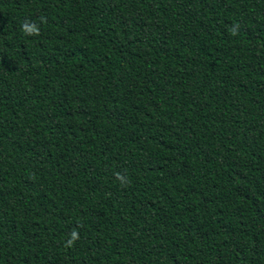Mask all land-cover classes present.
Here are the masks:
<instances>
[{
    "label": "trees",
    "instance_id": "16d2710c",
    "mask_svg": "<svg viewBox=\"0 0 264 264\" xmlns=\"http://www.w3.org/2000/svg\"><path fill=\"white\" fill-rule=\"evenodd\" d=\"M0 264H264V0H0Z\"/></svg>",
    "mask_w": 264,
    "mask_h": 264
},
{
    "label": "clouds",
    "instance_id": "9594fccd",
    "mask_svg": "<svg viewBox=\"0 0 264 264\" xmlns=\"http://www.w3.org/2000/svg\"><path fill=\"white\" fill-rule=\"evenodd\" d=\"M25 30H26V32H27L28 34H34V33L36 32V29H35V28H28V27H26ZM72 235H73V239L77 238L75 232H74Z\"/></svg>",
    "mask_w": 264,
    "mask_h": 264
}]
</instances>
